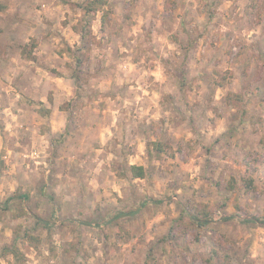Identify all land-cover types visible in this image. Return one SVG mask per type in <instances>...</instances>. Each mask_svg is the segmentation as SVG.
<instances>
[{
    "label": "rangeland",
    "instance_id": "1",
    "mask_svg": "<svg viewBox=\"0 0 264 264\" xmlns=\"http://www.w3.org/2000/svg\"><path fill=\"white\" fill-rule=\"evenodd\" d=\"M86 2L0 0V264H264V0Z\"/></svg>",
    "mask_w": 264,
    "mask_h": 264
},
{
    "label": "trees",
    "instance_id": "2",
    "mask_svg": "<svg viewBox=\"0 0 264 264\" xmlns=\"http://www.w3.org/2000/svg\"><path fill=\"white\" fill-rule=\"evenodd\" d=\"M105 4V0H87V2L84 5H81L84 10V15L87 14H95L98 10L99 7H103ZM77 31L79 30V27L75 26L74 27ZM156 146V149L158 151V153H162L164 151L163 149V143L162 142H158L156 144H154ZM130 171L132 172V176L135 178H144L146 176V169L144 166L142 165H131L130 166ZM252 180L247 182V188H251L254 187ZM206 211V210H205ZM206 216H208V211L205 213ZM202 226L208 223L209 219H196ZM255 221L257 222H261L264 223V219L260 220L259 218H254ZM12 253H16L17 249L14 247L11 249ZM216 253L218 254V252L216 251Z\"/></svg>",
    "mask_w": 264,
    "mask_h": 264
},
{
    "label": "crops",
    "instance_id": "3",
    "mask_svg": "<svg viewBox=\"0 0 264 264\" xmlns=\"http://www.w3.org/2000/svg\"><path fill=\"white\" fill-rule=\"evenodd\" d=\"M39 65H42L41 57H39V59H38V65L36 66L37 69H41V68L39 67ZM68 85H70V84L68 83ZM62 118L66 119L67 117H65V116L62 115Z\"/></svg>",
    "mask_w": 264,
    "mask_h": 264
}]
</instances>
